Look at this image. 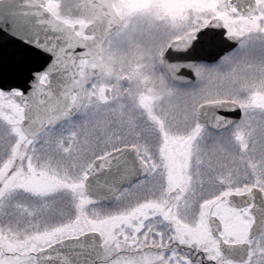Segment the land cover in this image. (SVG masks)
<instances>
[{"label":"snow or ice","instance_id":"6c2138e0","mask_svg":"<svg viewBox=\"0 0 264 264\" xmlns=\"http://www.w3.org/2000/svg\"><path fill=\"white\" fill-rule=\"evenodd\" d=\"M0 264H264V0H0Z\"/></svg>","mask_w":264,"mask_h":264}]
</instances>
